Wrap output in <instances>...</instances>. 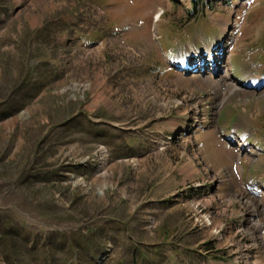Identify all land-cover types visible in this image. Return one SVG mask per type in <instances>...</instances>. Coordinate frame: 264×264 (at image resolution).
I'll use <instances>...</instances> for the list:
<instances>
[{"label": "rangeland", "instance_id": "obj_1", "mask_svg": "<svg viewBox=\"0 0 264 264\" xmlns=\"http://www.w3.org/2000/svg\"><path fill=\"white\" fill-rule=\"evenodd\" d=\"M247 76L264 0H0V264H264Z\"/></svg>", "mask_w": 264, "mask_h": 264}, {"label": "trees", "instance_id": "obj_2", "mask_svg": "<svg viewBox=\"0 0 264 264\" xmlns=\"http://www.w3.org/2000/svg\"><path fill=\"white\" fill-rule=\"evenodd\" d=\"M199 3V0H192L193 7H195ZM88 40H94L93 38H89Z\"/></svg>", "mask_w": 264, "mask_h": 264}]
</instances>
